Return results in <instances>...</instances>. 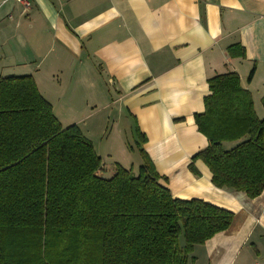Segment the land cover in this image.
I'll use <instances>...</instances> for the list:
<instances>
[{
    "label": "crops",
    "instance_id": "crops-1",
    "mask_svg": "<svg viewBox=\"0 0 264 264\" xmlns=\"http://www.w3.org/2000/svg\"><path fill=\"white\" fill-rule=\"evenodd\" d=\"M28 2L0 0V77L31 76L61 126L76 125L91 142L101 176L116 164L137 174V139L117 131L130 119L174 199L233 213L229 228L195 246L188 264H264V189L250 199L216 188L202 161L193 163L198 175L188 167L207 145L194 116L203 112L209 78L236 73L264 117V0ZM232 45L245 57L231 58Z\"/></svg>",
    "mask_w": 264,
    "mask_h": 264
},
{
    "label": "trees",
    "instance_id": "trees-1",
    "mask_svg": "<svg viewBox=\"0 0 264 264\" xmlns=\"http://www.w3.org/2000/svg\"><path fill=\"white\" fill-rule=\"evenodd\" d=\"M227 53L245 57L239 45ZM207 84L194 116L207 145L189 170L198 175L200 160L216 188L256 198L264 189V117L236 73ZM134 133L137 174L116 164L103 177L91 142L76 125L61 126L31 76L0 77V264H188L195 246L227 230L233 213L174 199L159 184L141 148L146 137L137 126Z\"/></svg>",
    "mask_w": 264,
    "mask_h": 264
},
{
    "label": "rangeland",
    "instance_id": "rangeland-1",
    "mask_svg": "<svg viewBox=\"0 0 264 264\" xmlns=\"http://www.w3.org/2000/svg\"><path fill=\"white\" fill-rule=\"evenodd\" d=\"M120 128L121 129L120 130L118 129L117 131H119V132L121 131L120 133H122L124 131V133L127 134L129 138L133 137L134 140L137 139V137H136V135L134 133V124H133L132 120L126 119V121L122 122V124L120 125ZM109 129H110V127H109ZM109 129H108V131H109ZM225 146H230V145H225ZM180 244L182 245V239H180Z\"/></svg>",
    "mask_w": 264,
    "mask_h": 264
},
{
    "label": "built area",
    "instance_id": "built-area-1",
    "mask_svg": "<svg viewBox=\"0 0 264 264\" xmlns=\"http://www.w3.org/2000/svg\"><path fill=\"white\" fill-rule=\"evenodd\" d=\"M17 2H20V3H22V4H24V6L26 7V8H29V2H28V0H16Z\"/></svg>",
    "mask_w": 264,
    "mask_h": 264
}]
</instances>
